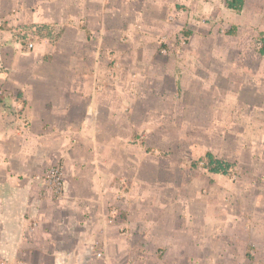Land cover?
<instances>
[{
	"label": "rangeland",
	"instance_id": "rangeland-1",
	"mask_svg": "<svg viewBox=\"0 0 264 264\" xmlns=\"http://www.w3.org/2000/svg\"><path fill=\"white\" fill-rule=\"evenodd\" d=\"M165 1L170 10L160 32L148 38L151 49L135 58V63L150 60L152 69L133 63L116 68L113 51L98 53L101 63L79 68L76 62L78 68L71 66V70L53 69L47 56L38 62L37 72L48 82L68 81L74 71L91 77L92 92L102 93L95 101L97 120L82 124V107L92 103L86 98L59 99L54 90L31 94L28 88L0 81V264H23L15 255L22 246L30 251L27 262L32 264L38 251L33 238L53 218L48 209L64 200L67 174L75 169L76 177L83 175V183L91 168L86 161L94 156L111 163L101 164L100 174L90 176L91 182L103 189L108 185V190L111 182L117 187H112L115 193L128 189L121 178L130 168L129 158L139 161L137 184L144 191H153L162 179L180 181V173H189L184 193L199 200L200 209H207L205 220L216 218L218 210L220 218L229 221L227 229L235 227L233 262L250 264L258 249L263 252L260 263L264 262V244L258 243L264 235V53L260 51L264 0H244L239 11L231 10L226 16L207 4L206 12L192 20L185 17L184 4ZM24 26L8 28L21 50L27 51L39 42L25 34ZM59 27L52 26L55 31ZM133 27L141 32L139 23ZM87 38L90 41L95 34ZM85 43L88 40L80 45ZM128 53L132 55L129 49ZM122 61L127 65L130 58ZM63 63L68 65L66 60ZM119 70L123 81L116 82ZM214 94L219 98L213 99ZM69 125L72 129L62 132ZM205 147L234 162L235 168L218 180L210 176L199 160ZM125 159L128 162L123 164ZM77 163L82 164L76 167ZM165 169L173 174H165ZM52 173L55 176L50 178ZM121 200L111 194L106 198L105 207L116 218L121 215L117 203ZM111 215L106 213L108 218ZM217 224L209 222L208 230L212 232ZM247 233L256 245L247 242ZM93 247L104 251L105 244L94 242ZM106 252L111 264L117 263L107 246ZM131 255L119 264H132ZM199 264L213 262L199 260Z\"/></svg>",
	"mask_w": 264,
	"mask_h": 264
},
{
	"label": "crops",
	"instance_id": "crops-1",
	"mask_svg": "<svg viewBox=\"0 0 264 264\" xmlns=\"http://www.w3.org/2000/svg\"><path fill=\"white\" fill-rule=\"evenodd\" d=\"M165 2V0H0V24H6V27L0 26V69L4 73L3 75L0 73V81L19 85L22 90L28 88L31 94L35 91L54 90L59 93L56 97L59 99L86 98L92 103L86 106L88 109L82 107L84 109L82 124L87 119H95L100 114L99 108L95 107V101L102 93L92 92L94 81L91 77L87 74L77 75L74 71L68 81L58 79L54 83L48 82L43 73L37 72L38 62H43L47 56L49 57L47 62L53 69L71 70V66L77 67L76 62L79 68L101 63V60L96 59L97 54L101 51H113L117 56L116 60H119L114 63L118 66L116 68L121 69L133 63V66L138 68L144 64L152 69L154 66L150 60L135 63L137 61L135 58L139 52H148L147 50L151 49L148 38L160 32V24L170 10ZM177 2L184 4L183 13L186 18L189 15L191 20L199 16V13H205L207 4H213V8L220 10L224 16L230 15L232 10L225 6L224 0H177ZM78 22H82V25L79 26ZM134 23H139L141 32L135 30ZM28 24L58 25L61 26L59 27L61 35L53 43H35L32 49L24 51L21 50L19 42L13 40V33L8 27ZM92 34H95V38L89 41L87 36L91 37ZM194 36L192 32L190 37ZM87 40L89 43L80 45ZM127 42L131 44L129 47H125ZM229 51L230 49L226 48L224 55H230ZM125 57L130 58L127 65L122 61ZM65 60L68 62L66 66L63 63ZM116 73V82L123 81L122 76L118 75L120 70ZM214 97L219 98L215 94L213 99ZM104 122L101 121L106 126H112ZM71 129L69 125L63 127L62 132ZM205 148L215 155V149ZM129 159L132 162L123 160V164L128 162L130 168L123 170L121 178L123 181L125 179L128 189L123 187L124 189L117 193L113 191V188L117 187L112 186L111 182L109 190L108 185L103 189L98 182H91L93 175L98 177L100 174L101 164L108 166L111 163L109 160L107 162L103 158L90 157L86 164L91 168L86 172L83 183L81 182L83 175L78 174L76 177L75 169L67 174L64 180L66 184L64 200L58 201L48 209L53 218L41 228L40 235L33 238L38 251L32 264H111L106 246L110 250V255L115 254L117 260L115 264L126 260L129 252L132 254L130 256L133 259L132 264H199V260H212L213 264H235L233 262L235 252H232L231 247L234 225L227 229L229 221L225 219L228 221L225 223L220 218L218 210L215 211L216 218L210 217V220H205L209 217L207 209L204 207L200 209L199 200L192 199L184 193L189 173H180V181L167 177L157 182V187H154L153 191H144L137 184L140 178L137 175L139 161L134 157ZM80 164L77 163L76 167H80ZM169 171L171 169L163 170L165 174L171 176L173 173ZM209 175L218 180V176L222 174ZM167 183L171 186L169 189ZM236 189L237 184L234 186L235 192ZM108 194L120 196L122 199L117 202H120L121 212L118 218L112 211L111 217H106V213L108 215L110 213V208L105 207L108 204L106 201ZM215 220L218 221L214 229L216 231L210 232L207 226L209 222ZM260 221H263V218ZM255 227L257 229V226ZM111 232L113 234L109 235L113 238L108 236ZM246 235L249 237L248 233ZM250 237L247 242L256 245L255 239ZM28 240H31L30 237ZM21 241L26 243L24 237L23 240L21 237ZM94 242L104 243V251L95 249ZM258 243L264 244V235ZM255 251L256 256L251 258L250 264H264L260 263L263 252L260 249ZM95 252L100 255L97 256ZM238 252L241 251L238 249ZM15 255L22 259L23 264H28L30 251L25 250V247L15 250Z\"/></svg>",
	"mask_w": 264,
	"mask_h": 264
},
{
	"label": "trees",
	"instance_id": "trees-1",
	"mask_svg": "<svg viewBox=\"0 0 264 264\" xmlns=\"http://www.w3.org/2000/svg\"><path fill=\"white\" fill-rule=\"evenodd\" d=\"M224 2L227 8L239 11L243 6L244 0H224ZM24 32L42 43H53L57 41L61 35V29L55 31L52 26L46 24H29L24 26ZM262 41L263 48L260 51L264 53V38ZM199 160L204 162V169L211 174L226 175L235 168L234 162L217 157L209 150H205L199 157Z\"/></svg>",
	"mask_w": 264,
	"mask_h": 264
},
{
	"label": "built area",
	"instance_id": "built-area-1",
	"mask_svg": "<svg viewBox=\"0 0 264 264\" xmlns=\"http://www.w3.org/2000/svg\"><path fill=\"white\" fill-rule=\"evenodd\" d=\"M54 176H55L54 173H52V174L50 175V178H51V177L53 178Z\"/></svg>",
	"mask_w": 264,
	"mask_h": 264
}]
</instances>
